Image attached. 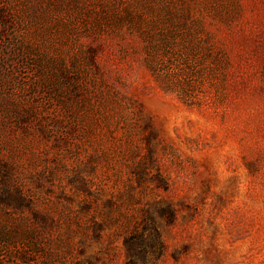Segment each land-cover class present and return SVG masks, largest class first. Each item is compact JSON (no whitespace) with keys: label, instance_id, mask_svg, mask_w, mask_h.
<instances>
[{"label":"rangeland","instance_id":"rangeland-1","mask_svg":"<svg viewBox=\"0 0 264 264\" xmlns=\"http://www.w3.org/2000/svg\"><path fill=\"white\" fill-rule=\"evenodd\" d=\"M0 264H264V0H0Z\"/></svg>","mask_w":264,"mask_h":264}]
</instances>
